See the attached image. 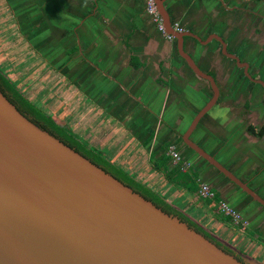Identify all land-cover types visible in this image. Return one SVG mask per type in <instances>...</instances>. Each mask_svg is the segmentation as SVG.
<instances>
[{"label": "crops", "instance_id": "crops-1", "mask_svg": "<svg viewBox=\"0 0 264 264\" xmlns=\"http://www.w3.org/2000/svg\"><path fill=\"white\" fill-rule=\"evenodd\" d=\"M162 4L169 21L207 40L204 45L183 36L182 45L218 89L190 138L264 199V0ZM213 36L263 84L252 82ZM0 68L57 125L159 195L168 193L178 205L162 196L166 202L191 211L192 220L232 248L225 239H236L247 251L242 255L264 264L262 205L187 149L178 148L179 163L187 167L165 171L173 165L167 144L210 99L211 88L179 55L176 39L157 31L140 0H0ZM218 108L230 110L226 122L212 118ZM201 183L215 192L213 200L197 196ZM219 200L247 221L246 231L217 211Z\"/></svg>", "mask_w": 264, "mask_h": 264}, {"label": "water", "instance_id": "water-1", "mask_svg": "<svg viewBox=\"0 0 264 264\" xmlns=\"http://www.w3.org/2000/svg\"><path fill=\"white\" fill-rule=\"evenodd\" d=\"M164 31L176 39L179 55L206 80L210 99L194 114L182 143L264 207L234 177L190 139L201 117L214 105L212 76L184 50L163 0H153ZM222 53L244 69L248 65ZM264 85V84H263ZM0 264H259L189 221L125 185L49 134L0 73Z\"/></svg>", "mask_w": 264, "mask_h": 264}, {"label": "trees", "instance_id": "trees-1", "mask_svg": "<svg viewBox=\"0 0 264 264\" xmlns=\"http://www.w3.org/2000/svg\"><path fill=\"white\" fill-rule=\"evenodd\" d=\"M252 1L258 2V0H252ZM0 73L3 75V78L12 87V89L16 92V94L20 97V99L24 102V104L28 107V109L32 112V114L36 117L37 121L41 124V126L45 129V131H47L49 134L57 138L59 141H61L62 143L73 149L75 152H77L87 160H89L97 167L99 168L101 167L104 171L108 172L113 177L124 183L125 185L129 186L130 188L134 189L135 191L139 192L140 194L144 195L150 200L156 202L157 204L167 208L173 213L189 221L190 224L194 225L195 227L209 234L207 231L201 228L197 223H195L192 219H190V217L186 215L183 211L166 202L164 198L160 196L158 193H156L155 191H153L151 188L147 187L140 181L135 180L126 171H124L114 163L110 162V160L103 155L100 149L99 150L92 149L86 146L84 143H82L71 133L66 132V130H64L62 127L57 125L54 122V120L45 111L38 108V105H36L32 101L28 100L25 96H23L22 93L16 87V84L13 81H11L8 77H6L5 73L2 71L1 68H0ZM177 140L180 141V138H177ZM167 160L168 158H164V162H166ZM165 171L166 172L176 171L177 173L179 172V167L174 164L170 168H167L165 165ZM190 174H191V180L194 182L196 180L195 174L194 172L191 171Z\"/></svg>", "mask_w": 264, "mask_h": 264}, {"label": "built area", "instance_id": "built-area-1", "mask_svg": "<svg viewBox=\"0 0 264 264\" xmlns=\"http://www.w3.org/2000/svg\"><path fill=\"white\" fill-rule=\"evenodd\" d=\"M143 3V8L145 13L149 16L151 21L154 23L155 28L158 32H160L163 36H165L168 39H173V36L171 34H168L164 31V27L162 24V18L160 14L158 13L156 6L154 4L153 0H140ZM170 28L172 31L175 32H182L183 28L180 24H178L175 21L169 22ZM166 153L169 155L171 159V163L174 165H177L180 169H184L187 167V162L182 161L179 163L180 160V154L178 150L176 149L175 144L169 143L166 146L165 149ZM197 196L201 199L206 200H213L215 198V192L210 189L209 186L206 184H199L197 188ZM218 205V211L224 216L229 219V221L236 226L240 231L244 232L246 229H248V223L245 221L240 213L233 209L231 206L227 205L224 201H217Z\"/></svg>", "mask_w": 264, "mask_h": 264}, {"label": "rangeland", "instance_id": "rangeland-1", "mask_svg": "<svg viewBox=\"0 0 264 264\" xmlns=\"http://www.w3.org/2000/svg\"><path fill=\"white\" fill-rule=\"evenodd\" d=\"M40 107V106H39ZM58 125L61 127H63V125L61 124V122H58ZM64 128V130H66V132H69V133H71L72 135H74L77 139H79L82 143H84L86 146H88V147H90L88 144H87V142H85V140H82L76 133H72L71 131H70V129H68L67 127H63ZM192 135V134H191ZM191 137V136H190ZM173 144H175L176 145V149L178 150V148H180V149H187L190 153H192V155L195 157V158H198V156L195 154V152L193 151V150H191L190 148H188L187 146H185L184 144H182V143H180L178 140H175V142L173 143ZM90 148H92V149H94L93 148V146H91ZM96 150V149H95ZM179 152V151H178ZM199 159V161H204V160H202V159H200V158H198ZM208 165V164H207ZM178 176H181L180 174H177ZM224 180L223 181H227V179H225V178H223ZM226 183V182H225ZM207 186H208V184H206ZM228 185V184H227ZM229 185H231L230 183H229ZM158 194H159V192H157ZM197 194V193H196ZM161 196H163L164 198H167V199H169V201H170V203H172L173 205H178L177 203H178V201H176V200H174V199H171L170 198V196H168V193H166L165 191H163V192H161V194H160ZM169 203V204H170ZM207 203H208V201H207ZM217 209H218V205H217V207H216ZM184 211L187 213V214H192V212L190 211L189 212V210L188 209H184ZM218 211V210H217ZM186 214V215H187ZM191 219V218H190ZM195 223H197L195 220H193ZM198 224V223H197ZM200 224H203V227L201 226V225H199L201 228H203L205 231H207L212 237H214V238H216L214 235H212L211 233H210V230H208L209 228H208V225L207 224H205V223H203V222H201ZM239 230V229H238ZM237 230V231H238ZM212 233H214V234H216V235H218L219 236V234H218V231L216 232V231H211ZM220 233H222L221 231H220ZM232 233H236V232H233L232 231ZM235 235H237L235 238H237V237H239V239H243L244 238V236H241L242 234H235ZM221 237V236H220ZM232 238V237H231ZM231 238H226L225 240H226V242H230L232 245H233V249L234 250H238L239 252H240V254H243V253H245V252H247V251H245L244 249H242V247L239 245V243L236 241V239L235 240H233V239H231ZM217 240H219V241H221L220 239H218V238H216ZM232 240H233V242H232ZM221 242H223V241H221ZM224 244H226V245H228L227 243H225V242H223ZM229 246V245H228ZM229 247H231V246H229ZM232 248V247H231ZM248 255H250V253H247ZM254 258H255V260H257V261H259V259L258 258H256V256L254 255ZM264 261V260H263Z\"/></svg>", "mask_w": 264, "mask_h": 264}, {"label": "clouds", "instance_id": "clouds-1", "mask_svg": "<svg viewBox=\"0 0 264 264\" xmlns=\"http://www.w3.org/2000/svg\"><path fill=\"white\" fill-rule=\"evenodd\" d=\"M87 4V0H84V5ZM229 109L228 108H218L212 114L213 119H219L221 122H226L229 118Z\"/></svg>", "mask_w": 264, "mask_h": 264}, {"label": "flooded vegetation", "instance_id": "flooded-vegetation-1", "mask_svg": "<svg viewBox=\"0 0 264 264\" xmlns=\"http://www.w3.org/2000/svg\"><path fill=\"white\" fill-rule=\"evenodd\" d=\"M181 135V134H180ZM180 135L177 137V138H180ZM190 135H191V133H190ZM190 137V136H189ZM191 139V138H190ZM192 140V139H191ZM193 141V140H192ZM180 143H182V140H181V138H180V141H179ZM194 142V141H193ZM183 144V143H182ZM199 147V146H198ZM209 155V154H208ZM212 157V156H211ZM198 158H200V157H198ZM201 159V158H200ZM203 160V159H202ZM206 162V161H205ZM207 163V162H206ZM208 164V163H207ZM209 165V164H208ZM209 166H211V165H209ZM222 166V165H221ZM223 167V166H222ZM211 168L212 169H214V170H216L215 168H213L212 166H211ZM226 169V168H225ZM227 170V169H226ZM217 171V170H216ZM217 173H219L218 171H217ZM219 175L220 176H222V177H224L221 173H219ZM235 177V176H234ZM225 178V177H224ZM226 179V178H225ZM238 179V178H237ZM228 181V180H227ZM241 181V180H240ZM230 184H233V183H231L230 181H228ZM241 182H243V183H245L246 184V182L245 181H241ZM234 185V184H233ZM247 185V184H246ZM248 186V185H247ZM236 187V186H235ZM249 187V186H248ZM238 188V187H237ZM250 188V187H249ZM239 189V188H238ZM251 189V188H250ZM240 190V189H239ZM252 190V189H251ZM241 191V190H240Z\"/></svg>", "mask_w": 264, "mask_h": 264}]
</instances>
